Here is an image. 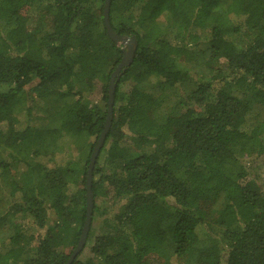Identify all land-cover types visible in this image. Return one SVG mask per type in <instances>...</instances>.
I'll list each match as a JSON object with an SVG mask.
<instances>
[{
  "label": "trees",
  "instance_id": "16d2710c",
  "mask_svg": "<svg viewBox=\"0 0 264 264\" xmlns=\"http://www.w3.org/2000/svg\"><path fill=\"white\" fill-rule=\"evenodd\" d=\"M104 2L0 0V264H66L79 240L95 144L55 163V142L104 129L122 58ZM108 16L137 48L114 81L127 88L113 94L71 264H264V179L245 165L264 155V119L246 117L264 106V0H109ZM200 58L194 75L185 64ZM53 96L69 99L55 126H31L33 100Z\"/></svg>",
  "mask_w": 264,
  "mask_h": 264
},
{
  "label": "rangeland",
  "instance_id": "374dc122",
  "mask_svg": "<svg viewBox=\"0 0 264 264\" xmlns=\"http://www.w3.org/2000/svg\"><path fill=\"white\" fill-rule=\"evenodd\" d=\"M202 58L198 62H193L190 64H185V67L191 70V72H194L192 74L197 75V73L202 69L201 63ZM197 72V73H195ZM112 74V73H111ZM104 84V82L97 81L94 85V88L91 90L90 94L87 96L90 100H93V102L98 101L99 97V90L101 88V85ZM109 85V81L108 84ZM115 85V84H114ZM114 86V91L123 93L125 92L127 86L126 84H120L118 88ZM28 89V88H27ZM113 91V94H114ZM69 99L65 98L64 96H53V97H47L43 99L35 98L33 100V107L31 111V117H30V125L42 129L44 132H46L47 129L53 128L55 126L56 122V112L60 108L63 102L67 101ZM176 101V94L175 91H171V93L168 95V98L166 99L165 103L162 104L161 107H159L156 111L159 114H166L170 111V109L173 107L174 103ZM252 111L247 114V119L252 123L253 121L261 122L264 119V106L262 105H253ZM61 135L56 139L55 144L60 147L61 155L59 158L54 161L60 162V158H63V162H67L69 160H81L84 161L87 155V152L90 148V145L92 143H96V140L93 138H89L86 136H79L76 138L69 137L65 133H60ZM127 139V143H129L130 149H136L134 144L131 143L129 138ZM44 161V159H43ZM245 165L248 168L249 176L247 178H254L256 177L259 182H261L264 179V155L261 156H251L246 158ZM48 166H53L52 162H48ZM102 219V218H101ZM8 226L4 224L3 226H0V240L2 242H7V237L10 233L8 231ZM96 228V223H94V229ZM89 245V242L86 243ZM87 253L82 254L81 259H85Z\"/></svg>",
  "mask_w": 264,
  "mask_h": 264
},
{
  "label": "water",
  "instance_id": "95a60500",
  "mask_svg": "<svg viewBox=\"0 0 264 264\" xmlns=\"http://www.w3.org/2000/svg\"><path fill=\"white\" fill-rule=\"evenodd\" d=\"M108 9H109V0H105L104 6H103V23L106 30V33L108 35V38L116 45L121 46L122 50V58L115 68V70L112 72L110 76V81L108 85V102H107V116L105 121V126L101 134L99 135L98 139L96 140V143L93 147V151L91 153V156L89 158L88 163V169H87V179H86V211H85V220L82 226L81 234L79 237V240L71 253L70 257L68 258L66 264H71L72 261L75 259V257L78 255V253L81 251L82 247L85 244L87 233L89 230L90 225V219H91V212H92V192H91V172L93 165L95 163L96 157L103 145L105 136L107 134L111 117H112V105H113V91H114V81L116 77H118V74L120 70L124 67H128L134 58V54L137 48V41L134 37H126V36H120L116 34L113 29L111 28L109 24V16H108Z\"/></svg>",
  "mask_w": 264,
  "mask_h": 264
}]
</instances>
